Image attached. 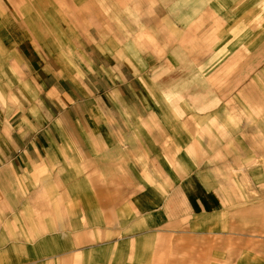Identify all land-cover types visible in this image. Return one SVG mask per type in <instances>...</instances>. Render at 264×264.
<instances>
[{
  "label": "crops",
  "instance_id": "0c3cea01",
  "mask_svg": "<svg viewBox=\"0 0 264 264\" xmlns=\"http://www.w3.org/2000/svg\"><path fill=\"white\" fill-rule=\"evenodd\" d=\"M176 1L155 36L146 8L113 14L92 50L71 10L1 1L7 263L89 264L144 249L123 252L132 239L163 251L195 232L264 254V21L244 22V0Z\"/></svg>",
  "mask_w": 264,
  "mask_h": 264
},
{
  "label": "rangeland",
  "instance_id": "374dc122",
  "mask_svg": "<svg viewBox=\"0 0 264 264\" xmlns=\"http://www.w3.org/2000/svg\"><path fill=\"white\" fill-rule=\"evenodd\" d=\"M4 7H15L18 2H24V7L38 6L39 0H0ZM43 2V4H42ZM176 0H41L42 7H55L57 13L64 10H71L73 14V38L79 40L82 45L89 44L88 50H92V41L96 39H107V35L113 27V14L118 17L120 12L127 9L130 18H134L132 13L140 12V9L146 8L150 12L149 22L153 28V36L161 27V15L176 12ZM9 4V5H8ZM183 5V4H182ZM176 7V8H175ZM258 13V14H256ZM123 17V16H122ZM175 21V16H172ZM168 23L171 26L174 22ZM241 14L232 15L225 28H230L237 23ZM123 20V19H122ZM128 20V19H127ZM263 22L264 21V0H244V22ZM128 28L127 21L125 23ZM106 30V31H104ZM109 30V31H108ZM78 31V32H77ZM106 35L103 36V33ZM87 43V44H86ZM74 50L78 49L73 47ZM85 49V47H84ZM242 226V227H241ZM233 234L244 232V224H233ZM257 240L245 241L241 237L225 239L218 233L198 234L191 233L182 238L177 247L163 251L151 250L147 241L137 238L130 243L121 245L123 252L129 250L124 248L140 247L144 248L136 254H92L88 255L89 264H264V254L252 255L244 253L245 251L255 250ZM246 243V244H244ZM264 244V241L262 242ZM244 247H247L244 249ZM260 248V246H259ZM264 249V246H263ZM32 259V256H30ZM7 256L0 254V264H9L6 262ZM23 264V263H10ZM33 264V263H25ZM48 264V263H45ZM51 264H75L65 260L53 261Z\"/></svg>",
  "mask_w": 264,
  "mask_h": 264
}]
</instances>
